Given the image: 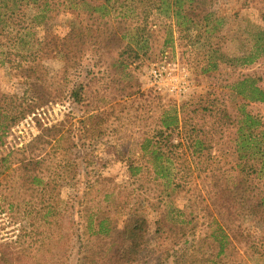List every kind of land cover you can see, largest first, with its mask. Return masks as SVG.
I'll use <instances>...</instances> for the list:
<instances>
[{
  "label": "trees",
  "instance_id": "1",
  "mask_svg": "<svg viewBox=\"0 0 264 264\" xmlns=\"http://www.w3.org/2000/svg\"><path fill=\"white\" fill-rule=\"evenodd\" d=\"M217 1L0 0V69L25 88L20 96L0 91V149L6 145L10 128L43 113L44 107L57 101L71 100L89 111V104L85 103L86 82L70 78L75 71L78 75L83 73V59L88 54L98 55L100 61L105 53L111 57L108 66L125 72L146 61L153 62L152 51L163 55L165 48L174 47L175 39H187L189 46L200 43L203 47V61L198 63L202 73L214 72L226 63L249 64L264 56V29L246 21L243 28L228 35L224 31L227 15L213 8ZM55 18L64 24L53 23ZM45 59L61 62L55 79L49 77ZM231 91L229 100L264 103V87L251 76L233 81ZM202 97L179 104L172 102L161 109L152 131L141 141V157L127 160V173L131 184L138 182L142 186V166L147 170L148 164L154 178L177 187L181 179L191 178L203 166L204 178L212 179L209 193L216 209L208 212L205 232L212 242L211 253L202 256L201 261L225 264L222 258L230 250L238 252L233 241L250 238L241 225L235 224L237 217L264 220V124L240 100L225 104L216 98ZM103 114L96 105L82 117L85 135L95 134L100 128L98 117ZM206 119H212L208 127L202 124ZM61 127L56 123L43 127L27 143L10 147L0 156L3 198L23 194L24 205L31 203L32 211V200L38 196L40 207L35 212H43L41 222L50 230L51 218L56 219L55 228L60 232L75 224L70 219L69 226L63 225L61 189L67 178L78 175L76 152L72 151L77 144L68 138V128ZM212 140L218 147L227 144L217 160L227 168L204 166L206 160L213 159L208 152ZM93 190L91 181L77 187L73 198L78 204L71 202L69 206L74 207L77 216L84 217V233L95 240L109 239L106 246L89 247L80 264H146L150 252L146 245L149 221L145 212L134 205L138 202L130 203L132 188L103 190L99 193L103 206L100 202L91 203L93 199L88 195ZM155 205L156 202L150 206ZM120 210L126 211L123 225L112 233L118 221H112L110 213ZM175 224L178 243L185 234L181 232L183 224ZM47 229L42 244L48 239ZM155 229L161 243L150 255L157 264H163L178 253L170 255L173 249L162 245L163 232ZM259 254L263 255L264 250ZM184 255L180 249L179 257ZM188 258L189 264L196 263V257Z\"/></svg>",
  "mask_w": 264,
  "mask_h": 264
},
{
  "label": "rangeland",
  "instance_id": "2",
  "mask_svg": "<svg viewBox=\"0 0 264 264\" xmlns=\"http://www.w3.org/2000/svg\"><path fill=\"white\" fill-rule=\"evenodd\" d=\"M213 8L227 15L224 31L228 35L233 34L239 27L243 28L246 21L258 24L264 29V0H219ZM53 23L64 24L56 18ZM173 37H177L175 31ZM189 43L187 39H175L174 47L165 48L163 55L152 51L153 62L146 61L125 72L108 66L111 57L105 53L102 55L104 61L103 57L98 61V55L88 54L83 59L86 66L83 73L78 75L75 71L70 78L71 81L86 82L85 103L89 104V111L87 107L65 99L44 107L43 113L41 111L10 128L5 137V148L0 149V156L10 147L27 143L41 128L50 124L56 123L61 128H68V138L74 139L77 144L72 151L76 152L78 175L74 179L67 178L63 183L60 217L63 225L69 226L70 219L75 224L60 232L55 228L56 219L51 218L53 220L49 230L41 222L43 212H35L40 207L38 196L32 200L31 211V203L24 205L23 194L5 200V190L2 191L0 184V264H80L89 247L95 249L97 245L106 246L109 238L100 241L84 233V217L81 214L77 216L74 207L69 206L71 202L78 204L73 198L76 189L86 185L88 181L95 185V190L88 195V198L93 199L91 203L103 200V196L99 195L103 190L116 191L125 186L132 188L133 198L129 200L130 203L138 202L134 205L139 206L141 212H145L144 215L149 221L146 245L150 252L147 254L146 264H157L156 259L150 255L157 251L161 243L156 227L163 232L162 245L173 249L170 255H174L175 251L178 253L175 257L170 256L163 264H189V256L196 257L195 264H206V261H201V257L211 253L212 242L205 236L208 231L207 221L210 219L208 212H215L216 208L212 203V193H209L212 179L204 178L203 166L200 170H195L191 178L181 179L180 185L176 187L172 183L167 186L163 180L154 178L147 164V170L146 166H142L141 186L138 182L131 184L129 181L127 160H139L142 154L140 144L144 135L152 131L161 109L172 102L179 104L199 96L216 98L217 102L225 104L231 100L233 103L240 100L264 124V103L228 99V95L232 93V82L242 77L251 76L258 85L264 87V56L249 64L226 63L214 72L202 73L198 63L203 61V47L200 43L192 46ZM43 63L49 77L55 79L61 62L45 59ZM0 91L20 96L25 93V88L17 79L0 69ZM96 105L104 112L98 117L100 128H96L95 134L88 132L85 135V128L80 120ZM211 123L212 119L202 122L206 127ZM224 139L221 141L224 142ZM214 141L212 140L213 146L208 151L213 159L206 160L204 166L211 165L210 167L216 169L221 165L227 168L228 165L223 164V161L220 164L217 161L227 144L218 147ZM1 178L0 175V180ZM155 202L156 205L152 208L150 205ZM100 203L103 206L105 202ZM110 215L112 221H118L112 232L115 233L122 227L126 211H111ZM236 221L235 224L241 225L250 238L247 240L245 236L238 238L239 241L234 240L238 252L230 250L222 261L225 264H264V254H259L264 250V220L238 216ZM175 222L183 224L180 231L185 234L178 243L175 242L178 224ZM45 229L48 239L42 244ZM249 242L252 243L251 246ZM180 249L184 250V257H179Z\"/></svg>",
  "mask_w": 264,
  "mask_h": 264
}]
</instances>
